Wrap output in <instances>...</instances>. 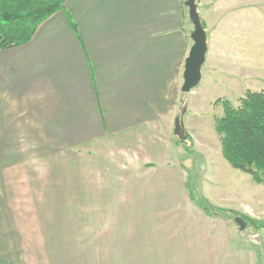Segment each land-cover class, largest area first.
Masks as SVG:
<instances>
[{
    "label": "crops",
    "instance_id": "0c3cea01",
    "mask_svg": "<svg viewBox=\"0 0 264 264\" xmlns=\"http://www.w3.org/2000/svg\"><path fill=\"white\" fill-rule=\"evenodd\" d=\"M210 1L207 70L211 13L237 7ZM182 2L66 0L73 26L58 12L0 50V264H252L168 139L193 44Z\"/></svg>",
    "mask_w": 264,
    "mask_h": 264
},
{
    "label": "rangeland",
    "instance_id": "374dc122",
    "mask_svg": "<svg viewBox=\"0 0 264 264\" xmlns=\"http://www.w3.org/2000/svg\"><path fill=\"white\" fill-rule=\"evenodd\" d=\"M231 1H237L236 8L227 10L226 6L211 13L216 25L211 68L207 70L205 63L199 85L179 95L177 114L183 115L186 139L179 142L174 135L175 120L168 139L177 152L189 197L197 204H203L202 197L213 207L234 212L226 213L232 243L248 249L252 264H264V228L254 229L243 219L246 226L240 231L235 223L236 217L245 216L264 225V184H256L249 175L228 165L214 129L223 113V101L236 105L247 90L264 91V0ZM234 16L237 21L228 23ZM93 178L91 181L98 178L101 182L111 181L113 176L100 173Z\"/></svg>",
    "mask_w": 264,
    "mask_h": 264
},
{
    "label": "trees",
    "instance_id": "16d2710c",
    "mask_svg": "<svg viewBox=\"0 0 264 264\" xmlns=\"http://www.w3.org/2000/svg\"><path fill=\"white\" fill-rule=\"evenodd\" d=\"M182 3L188 10L189 4L196 7L206 31L200 15L201 0ZM65 4L66 0H0V50L28 44L38 27L58 12H63L73 26ZM222 107L223 113L216 119L214 128L220 138L222 157L231 168L249 175L256 184H264V91L247 90L236 105L223 101ZM200 198L202 205L194 203L208 216L229 219L226 213L235 215ZM241 217L254 229L264 228L251 218Z\"/></svg>",
    "mask_w": 264,
    "mask_h": 264
},
{
    "label": "water",
    "instance_id": "95a60500",
    "mask_svg": "<svg viewBox=\"0 0 264 264\" xmlns=\"http://www.w3.org/2000/svg\"><path fill=\"white\" fill-rule=\"evenodd\" d=\"M189 17L193 24V32L191 34L192 46L189 49L188 56L184 60L182 83L180 86L181 93H189L195 87H197L201 81V69L205 62V54L207 51L206 32L202 28L199 14L196 11V7L189 4ZM183 115H181L182 117ZM180 116L175 119L174 135L180 140L186 139L184 132V125ZM240 231H243L246 226V222L239 218H235Z\"/></svg>",
    "mask_w": 264,
    "mask_h": 264
}]
</instances>
